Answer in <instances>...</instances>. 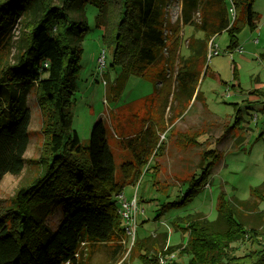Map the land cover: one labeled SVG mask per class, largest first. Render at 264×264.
I'll list each match as a JSON object with an SVG mask.
<instances>
[{
    "label": "trees",
    "instance_id": "trees-1",
    "mask_svg": "<svg viewBox=\"0 0 264 264\" xmlns=\"http://www.w3.org/2000/svg\"><path fill=\"white\" fill-rule=\"evenodd\" d=\"M225 1L179 0L176 22L170 24L164 16L167 0H61L57 4L50 0H0V177L18 174L23 167L30 92L42 115L46 137L37 159L38 174L16 189L9 205H0V264H87L82 247L113 243L116 250L122 249L115 195L136 183L150 154L156 151L158 129L153 123L126 141L121 138L130 155L118 164L117 174L102 119L93 123L87 146L70 129L80 42L88 26L85 18L73 19L69 10L89 3L102 17L107 16L101 40L109 49L110 66L120 68L109 90L111 98L117 97L129 75H135L156 83L154 92L144 98L154 101L170 76L169 65L177 59L172 98L190 101V108L199 93L196 86L209 40L226 31L231 51L238 46L236 35L244 24L256 27L254 0H231L233 18ZM17 19L23 33L12 53L9 30ZM180 25L203 34L187 38L186 56H181L178 48ZM206 70L207 66L203 74ZM184 138L183 145L187 143ZM189 139L196 143L193 136ZM208 170L201 169L198 179H187L189 190L163 205H179L193 197L207 182ZM55 208L60 217L51 226L46 219ZM216 211L214 220L192 214L179 217L187 232L185 244L165 245L164 253L188 254L187 264H264V229L246 227L235 204L221 192ZM247 237L258 244L259 237L262 244L241 256L234 255L230 243Z\"/></svg>",
    "mask_w": 264,
    "mask_h": 264
},
{
    "label": "rangeland",
    "instance_id": "rangeland-1",
    "mask_svg": "<svg viewBox=\"0 0 264 264\" xmlns=\"http://www.w3.org/2000/svg\"><path fill=\"white\" fill-rule=\"evenodd\" d=\"M50 1L57 4L61 0ZM225 2L228 6L229 0ZM253 10L258 16L256 27L250 29L244 24L236 35L242 53L236 48L228 50L226 31L213 37L210 57L206 55L196 86L199 93L190 108V101L172 98L177 59L169 65L170 76L154 101L147 102L144 98L154 92L156 83L135 75H129L117 97L111 98L109 90L120 68L110 66L109 49L101 40L107 16L102 17L97 7L89 3L69 10L73 19L85 18L88 26L80 42V69L74 80L69 108L70 129H74L80 143L87 146L93 123L102 119L117 174L118 164L130 155L121 138L126 141L153 123L158 129L156 142L160 145L155 144V154L149 159L150 154L137 185H126L123 190L126 197L135 191L139 209L132 245L127 242L130 238L123 235L124 246L120 250H116L113 243L82 247L87 264H159L160 258L166 256L169 259L165 264H187L190 255L175 251L170 257L172 253H164V246L167 241L171 246L185 244L187 232L179 217L192 214L216 219L220 192L235 204L246 227L264 229V93H261L264 92V0H254ZM178 13L179 0H167L166 22L175 23ZM22 33L23 26L17 19L9 30L12 53L20 44ZM179 36V53L186 56L187 38L203 34L191 26L180 25ZM214 48L217 54H212ZM101 49L105 63L100 75L97 56ZM27 103L30 121L24 164L18 174L5 173L0 177V205L3 206L11 203L19 186L27 184L39 172L37 159L46 140L43 118L32 92L27 96ZM189 136L195 138V144L190 143ZM182 138L187 140L185 145ZM208 167L207 182L193 197L179 205H163L187 192V179ZM59 217L55 208L46 220L55 226ZM254 239L247 237L230 243L232 253L241 256L262 244L259 237H256L259 244Z\"/></svg>",
    "mask_w": 264,
    "mask_h": 264
},
{
    "label": "built area",
    "instance_id": "built-area-1",
    "mask_svg": "<svg viewBox=\"0 0 264 264\" xmlns=\"http://www.w3.org/2000/svg\"><path fill=\"white\" fill-rule=\"evenodd\" d=\"M227 11H228L230 18H233L234 7H233L231 0H229L228 6H227ZM212 43H213V37L208 42V51H207L208 57H210V55H208V54L211 53ZM236 51L238 53H242V47L237 46ZM217 53H218L217 49L214 48L212 51V54H217ZM104 63H105V61H104V50L101 49L100 53L97 56V69H98L100 75L103 72ZM102 83L105 84V79L102 80ZM157 146H158V143H157ZM142 176H143V174L141 173L138 179H140ZM137 182H138V180H137ZM136 185H137V183H136ZM115 199L117 200L118 214L120 216V220L122 221L121 227H122L123 235L130 238L129 241H127V242L129 244V246H131L133 243V240H134V235H135V230H136V215L139 211L135 191L132 194H130V196H128V197H126L124 195V192L121 191L115 195ZM125 240H127V239L125 238ZM122 243L124 244L123 240H122ZM173 253L170 255V257L173 256ZM167 259H169L168 256H166L164 258H160L159 264L167 263Z\"/></svg>",
    "mask_w": 264,
    "mask_h": 264
},
{
    "label": "crops",
    "instance_id": "crops-1",
    "mask_svg": "<svg viewBox=\"0 0 264 264\" xmlns=\"http://www.w3.org/2000/svg\"><path fill=\"white\" fill-rule=\"evenodd\" d=\"M166 3H167V2H166ZM179 4H180V2H179ZM153 154H154V151L152 152V154H151V156H150L149 159L152 158ZM145 166H146V164L142 167L141 171H144V170H145ZM146 168H147V167H146ZM153 169H155V165L153 166ZM150 171H151V170H150ZM150 171H149V172H150ZM149 172H148V173H149ZM148 175H149V174H148ZM124 189H125V188H123V190H124ZM123 190H122V191H123ZM128 196H130V195H128ZM154 233H158V232H154ZM167 244H168V241H167ZM167 244H166V245H167Z\"/></svg>",
    "mask_w": 264,
    "mask_h": 264
}]
</instances>
